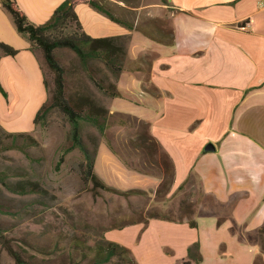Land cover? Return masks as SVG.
Here are the masks:
<instances>
[{"label":"crops","instance_id":"obj_1","mask_svg":"<svg viewBox=\"0 0 264 264\" xmlns=\"http://www.w3.org/2000/svg\"><path fill=\"white\" fill-rule=\"evenodd\" d=\"M63 1L15 0L35 25L45 23ZM108 1L115 17L134 27L147 18L168 19L174 35V44L165 46L88 5L75 8L91 38L128 37L129 61L151 55L146 72L120 74L118 81L127 76L134 88L116 83L125 96L112 99L120 101L110 113L131 114L149 124L174 166L170 193L193 175L200 189L221 203L241 195L232 220L244 232L264 229V0ZM0 41L18 51L0 57V126L9 133H32L33 118L48 98V73L41 54L29 50L1 3ZM207 143L216 150L204 153ZM205 218L218 227L211 217H195V227L152 219L145 226L109 230L104 237L126 247L137 264H182L190 262L191 245L200 247L199 224ZM236 242L233 248L239 251L256 246ZM222 243L212 240L216 249Z\"/></svg>","mask_w":264,"mask_h":264},{"label":"trees","instance_id":"obj_2","mask_svg":"<svg viewBox=\"0 0 264 264\" xmlns=\"http://www.w3.org/2000/svg\"><path fill=\"white\" fill-rule=\"evenodd\" d=\"M168 4L167 0H160ZM3 10L10 16L16 32L27 41L31 52H39L43 63L52 79L53 88L48 91L47 100L40 106L33 118L34 127L46 128L49 116L53 112L59 113L68 123V146L61 148L56 160L54 170L58 172L65 161V156L74 150H78L82 160L78 164L79 178L84 188L88 189L93 197H99L101 191L114 195L129 198L131 196L151 197L156 202H161L170 194L174 180V166L171 159L162 149L161 145L150 134L148 123L138 117L125 113H109L99 109L91 102L76 100L74 103L66 94V69L55 54L56 50L66 49L75 54L83 71L94 87L110 98H121L125 95L118 90L116 83L124 70L133 72L148 69L150 65L149 55L144 54L135 61L128 60V37L114 38H91L85 34L80 26L75 8L85 4L104 14L111 21L121 24L128 29H136L148 39L165 46L174 44L173 30L170 21L161 18H150L142 24L134 27L133 24L115 17L112 12L111 3L108 0H64L52 13L50 18L41 25L31 23L26 15L18 8L15 0H0ZM18 51L6 43L0 41V57H14ZM101 62L112 74L114 83L104 85L92 74L91 63ZM44 85L47 88V80L44 76ZM145 86L143 90L145 91ZM149 90V89H147ZM0 92L2 88L0 86ZM82 122L93 126L100 135H105L112 125L128 128L131 137L125 145L131 150V155L122 148L118 149L112 141L106 140L108 149L129 171L155 177L159 184L154 191L142 189L121 190L106 184L95 172L96 151L92 152L86 145L82 133ZM36 145V141L29 133H9L0 126V148L2 150H18L28 155L27 149ZM21 176V175H18ZM195 177L189 175L176 191L181 192L185 187L194 184ZM0 187L16 195L42 194L43 188L38 181L30 179L13 180L9 174L0 170ZM201 195L205 198L202 205L198 206L195 214V203H190V193L187 199L180 202L176 209L177 217L173 216L172 210L168 212H147L145 218L136 221H128L116 228H124L130 225H146L149 220H162L175 223H187L191 227L196 226L195 217H211L216 220L220 227L226 222L230 223L229 232L241 243L256 245L259 253L252 264H264V229L263 227L244 232L232 220V209L240 199L239 194L231 195L226 203L219 202L216 197L205 193L200 189ZM174 211V210H173ZM194 211V212H193ZM4 206L0 203V214H5ZM188 214L194 215L190 217ZM188 215V217L184 216ZM103 233L96 234V239L89 242L81 238H74L66 246L65 259L57 264H137L131 252L124 246L105 239ZM0 245L13 259L15 264H53L49 262L35 263L24 257L19 251L13 248L0 227ZM45 255H52L50 251H44ZM187 258L182 264H199L202 256L199 244L194 243L187 250Z\"/></svg>","mask_w":264,"mask_h":264},{"label":"rangeland","instance_id":"obj_3","mask_svg":"<svg viewBox=\"0 0 264 264\" xmlns=\"http://www.w3.org/2000/svg\"><path fill=\"white\" fill-rule=\"evenodd\" d=\"M134 1L143 5L157 2V0ZM111 9L114 13V8ZM140 21L137 25L145 20ZM55 54L66 69V94L73 103L80 99L91 102L109 113L110 110H117V103L120 100L113 101V98L94 87L74 53L62 49L56 50ZM149 58L151 59V55ZM90 67L93 76L104 85L114 83L112 74L101 62L95 61ZM44 69L47 71L45 65ZM146 70L144 68L143 72ZM127 73L123 72L124 75ZM46 80L50 92L53 83L49 74ZM117 86L134 88L127 76L121 78ZM68 132L69 126L63 116L53 112L49 116L46 128L36 126L34 131L29 133L36 141V145L27 149V156L18 150L4 151L0 148V170L9 174L13 180L38 181L44 191L39 195L21 196L0 187V203L6 211L5 214H0V227L13 248L33 262L57 264L65 259L66 246L74 238L94 241L97 238L96 234L103 233L104 230H113L125 222L136 221L140 217L145 218L147 212L157 210L165 213L173 209V216L177 217L176 209L182 200L187 199L186 195L190 191L192 197L188 201L196 204L192 208L195 211L194 215L197 214L198 206L205 201L197 180L194 184L187 185L181 192L170 193L161 202L142 196L124 198L105 191H101L99 197L93 199L79 178L78 164L82 156L78 150L65 156V161L58 172L54 170L61 148L69 144ZM81 133L87 147L92 152L96 151L95 172L106 184L121 190L156 189L157 179L126 170L107 147L106 140H110L116 148H122L131 137L128 128L112 125L102 136L93 126L82 122ZM122 149V152L126 151L127 155H131L130 149L127 147ZM188 215L183 216L186 218ZM212 221L213 219L205 218L199 224L201 263L252 264L259 253L258 246H243L242 250H235L233 247H237V240L231 235L229 228L226 225L210 226ZM212 240H222L223 243L216 249ZM46 250L52 255H45ZM262 260L264 263V254ZM0 264H15L1 245Z\"/></svg>","mask_w":264,"mask_h":264},{"label":"water","instance_id":"obj_4","mask_svg":"<svg viewBox=\"0 0 264 264\" xmlns=\"http://www.w3.org/2000/svg\"><path fill=\"white\" fill-rule=\"evenodd\" d=\"M215 150H216L215 146L212 143H207L203 148L204 153H211L214 152Z\"/></svg>","mask_w":264,"mask_h":264}]
</instances>
